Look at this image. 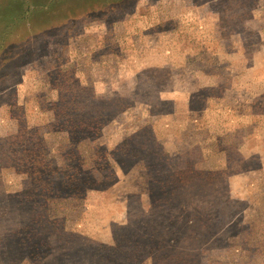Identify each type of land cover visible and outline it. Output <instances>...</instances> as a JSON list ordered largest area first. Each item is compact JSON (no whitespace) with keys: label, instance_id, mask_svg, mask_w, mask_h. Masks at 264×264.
<instances>
[{"label":"rangeland","instance_id":"374dc122","mask_svg":"<svg viewBox=\"0 0 264 264\" xmlns=\"http://www.w3.org/2000/svg\"><path fill=\"white\" fill-rule=\"evenodd\" d=\"M22 45L0 86V264H264V0H0V50ZM91 93L123 101L95 122ZM152 151L191 166L163 205L206 225L231 199L193 246L138 227L161 205Z\"/></svg>","mask_w":264,"mask_h":264},{"label":"trees","instance_id":"16d2710c","mask_svg":"<svg viewBox=\"0 0 264 264\" xmlns=\"http://www.w3.org/2000/svg\"><path fill=\"white\" fill-rule=\"evenodd\" d=\"M118 8H114L113 10H110V13H113V11H116ZM109 12H106L108 14ZM105 15V13H104ZM22 46H18L16 48L10 49V50H0V72L6 70L7 75L3 78V80L0 79V86L6 87L7 83L9 82V72L10 68H12L11 64H17L20 60V58L23 56V53L18 54L17 52L22 50ZM19 51V52H20ZM4 82L5 84L1 83ZM7 89V88H6ZM82 102H78V105L81 106H86L88 109H91L93 111L92 118L90 119L91 121L96 122V117L99 115H104L102 119L106 117L108 114V111L112 109L117 108V104H120L117 102V99H120L123 101V97H102V96H97L94 93H91L90 96L85 97ZM61 104H62V112L67 110V104H64L65 102V97L63 95L61 96ZM159 108V107H158ZM69 110V109H68ZM89 117V115H88ZM62 120H60L63 124H66L68 122L67 118L62 115L61 117ZM101 119V120H102ZM98 120V119H97ZM100 120V121H101ZM72 123L75 122L74 119H71ZM99 121V123H100ZM77 123H80L82 127L84 128H77L80 131H86L89 132L91 123L87 124L86 123V118H79L77 120ZM106 123V122H105ZM96 124V123H95ZM103 124V123H102ZM90 127V128H89ZM98 124L95 125V131L98 130ZM144 136H148L151 138V146L148 144L150 147H152V134H149L148 132L144 133H139L136 135V139L141 141L143 143L142 148H149L148 145H144ZM154 141V140H153ZM124 147H118L115 149L113 153H111L112 156H114L115 153H121V155L126 156V151L122 150ZM156 148V147H155ZM145 150V149H144ZM156 152L152 151L151 158H147L148 162L151 164L147 168L144 166L145 170H149L150 174H148L149 179L153 182V188L150 191L147 192V195L150 199V201L155 197L158 200L156 202L161 203L160 206H157L151 202L149 203L148 210L144 209V212L142 213V219L144 218H149V219H154L152 220V224L150 227L145 223H139L138 227L143 226L141 228V232L144 236V238H154V235L151 231L154 232H159L161 234L167 233L171 237L170 243H176L181 242L184 245H191L193 246V240L195 239L194 236L199 234V233H204L205 236H207V233L212 230L213 224L215 222L214 217L218 215L220 218L221 215L224 214L225 210H227V206L230 203L231 199L227 200H221L220 202H223L222 205L218 204V207L216 206L215 208L212 209L213 213H208L207 218H211V222L206 220V225L204 224L203 220L200 221H195V217H197V213L199 212V209L194 208V206L188 205L189 201H183L177 202V206L171 207L168 204L163 205V199H166V203H172L173 200H179L178 195H179V190H177L178 185L183 181V184L186 182V175L188 174V170H190L191 166L187 165V162L185 165L182 162L183 157H179L175 163H173L170 166H164L160 163L158 155L155 154ZM128 154V153H127ZM115 161L118 163L119 166L123 168V162L119 161V158H115ZM191 172V171H190ZM69 180L68 177H65V180H61L62 184H69L72 185V181ZM57 182V183H55ZM61 183L57 180L51 181L50 184H53V188H64V187H59ZM167 185V188L166 186ZM67 185V187H69ZM165 194H168L167 196ZM165 196V197H164ZM170 208V211H166V207ZM206 213V211H204ZM168 214H171L168 216ZM154 216V217H152ZM163 218V219H162ZM148 219V220H149ZM131 227V226H130ZM146 227V228H145ZM207 229V231H206ZM218 229H223L221 225H219ZM129 230V229H128ZM130 232H132V229L130 228ZM173 237V238H172ZM160 246V245H159ZM151 257V256H149Z\"/></svg>","mask_w":264,"mask_h":264},{"label":"crops","instance_id":"0c3cea01","mask_svg":"<svg viewBox=\"0 0 264 264\" xmlns=\"http://www.w3.org/2000/svg\"><path fill=\"white\" fill-rule=\"evenodd\" d=\"M22 12V11H21ZM22 13H19L18 15L20 16ZM19 16H18V18H19ZM16 18H17V16H16ZM14 33V32H13ZM19 43V42H18ZM16 43H14V44H12V45H8L7 47H11V46H14Z\"/></svg>","mask_w":264,"mask_h":264}]
</instances>
